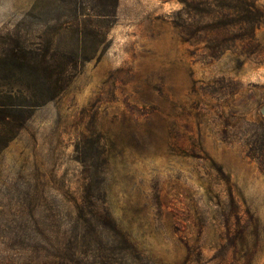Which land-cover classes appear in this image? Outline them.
<instances>
[{
	"label": "rangeland",
	"instance_id": "rangeland-1",
	"mask_svg": "<svg viewBox=\"0 0 264 264\" xmlns=\"http://www.w3.org/2000/svg\"><path fill=\"white\" fill-rule=\"evenodd\" d=\"M208 4L0 0V264H264V25L211 61Z\"/></svg>",
	"mask_w": 264,
	"mask_h": 264
},
{
	"label": "trees",
	"instance_id": "trees-1",
	"mask_svg": "<svg viewBox=\"0 0 264 264\" xmlns=\"http://www.w3.org/2000/svg\"><path fill=\"white\" fill-rule=\"evenodd\" d=\"M194 1V0H193ZM117 0H113L115 9ZM183 8L180 13H186L189 8L187 2H182ZM194 21L182 22V28L189 32V39L200 45L199 51L211 61L224 52L231 50L233 45L251 40L253 34L264 25V15L252 0H211V4L205 11L189 13ZM96 22L104 23L106 15L101 13L96 16ZM219 32V34H217ZM106 34V33H105ZM6 39L13 40V46L0 42V68L9 67L14 73L19 74L21 79L28 84L43 85L42 81L34 77L32 69L36 62L33 58L35 50L25 42H20L17 37L7 34ZM236 46V45H235ZM25 109L34 106V100L41 99V91H27ZM2 112V111H0ZM264 131V123L260 124ZM261 137H251L248 141L247 157L255 160L258 164L264 163V134Z\"/></svg>",
	"mask_w": 264,
	"mask_h": 264
}]
</instances>
